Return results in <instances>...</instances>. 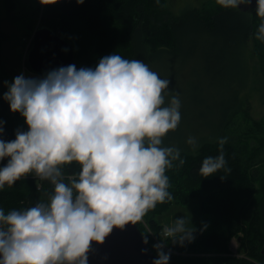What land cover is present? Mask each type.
I'll list each match as a JSON object with an SVG mask.
<instances>
[{
	"label": "clouds",
	"instance_id": "clouds-1",
	"mask_svg": "<svg viewBox=\"0 0 264 264\" xmlns=\"http://www.w3.org/2000/svg\"><path fill=\"white\" fill-rule=\"evenodd\" d=\"M217 3L238 7L251 0ZM257 14L264 17V0H258ZM258 35L264 39V23ZM4 83V99L26 118L28 130H17L11 141L0 138V162L8 158L0 166V190L35 173L54 192L24 210L6 214L0 207V264H89L93 241L103 243L114 227L139 223L158 203L173 199L166 170L177 159L185 161L179 148L163 146V138L180 124V94L143 60L113 52L95 67L69 64ZM187 143L198 145L191 136ZM73 162L80 171L65 183L63 166ZM225 164L221 151L206 157L199 172L207 177ZM194 230L187 217H179L160 235L183 245L194 239ZM153 247V264H169L164 243Z\"/></svg>",
	"mask_w": 264,
	"mask_h": 264
},
{
	"label": "trees",
	"instance_id": "trees-1",
	"mask_svg": "<svg viewBox=\"0 0 264 264\" xmlns=\"http://www.w3.org/2000/svg\"><path fill=\"white\" fill-rule=\"evenodd\" d=\"M145 1L147 0H84L82 4H79L77 0H56L55 3H45L43 17L48 24L46 27L68 42L67 38L72 37L68 22L91 17L89 27L93 23L91 26L93 32L101 38L104 35L106 40L102 38L104 40L101 42H106L107 46L104 49L108 51L116 47V40L110 37L108 29L105 28L103 33L98 35L94 28L98 27L96 21L104 27L107 20L115 18L117 24L124 28V36L131 50L127 59L148 54L151 56L163 54L173 58L180 55L185 58L189 56V50L187 54H182L180 50L183 46H189L190 49L197 42L207 46L210 43L203 38H214L216 33L221 32L218 38L223 42L224 47L220 51H224L225 57L229 60V69H232L233 73L229 74L224 69H217L213 63H210V68L223 79L227 74L228 80H237L239 58H244L247 62L246 54L249 59L251 51L250 40L256 36V28L259 30L260 24L264 23V17L257 16L258 0L253 7L255 14L224 8L212 15L211 22L206 21L198 10L190 7L191 11L180 14L178 19L170 23L167 30L165 29L166 38L171 40V46L160 44L159 40L158 43H152L149 39L150 25L144 9ZM102 7L106 9L104 15ZM49 25L56 27L57 31ZM64 29L67 30V34L64 33ZM5 39L6 35L1 29L0 18V71H2L1 49ZM239 46L242 47L239 48ZM213 51L209 53V58ZM4 93L5 91L0 89V121L5 122L3 125L5 131L0 138L11 141L16 138L17 130L26 131L28 125L25 117L11 110L9 102L4 99ZM239 94L237 93L233 103L229 102L227 111L218 121L217 131L209 137L211 141L206 138L199 141L197 148L207 144L201 154L189 156L194 147L186 150L179 148L180 158L187 157L184 159L185 163L178 169L181 174L176 175L173 170L179 163V159L173 161L171 169L166 170L171 187L169 191L173 199L158 203L154 209L147 212L141 222L137 223L143 235L148 237L149 247L157 255V250L148 236L149 231L156 235L162 232L163 226L156 218L167 212L172 204L184 206L191 199L199 201L202 216H206V220L212 218L213 223L215 222L214 227L210 230L205 228L195 230L194 239L191 242L185 241L183 245L171 240L165 241L167 249L164 250L171 253L169 264H264V252L260 248V244L264 243V192L261 197L256 198L254 184L259 177L256 165L259 160L255 157L256 159H252L250 164L244 167L236 149L228 145L221 148L219 142L216 144L213 142L221 136L229 114L239 106ZM221 151L225 156V166L213 175L207 177L201 175L199 168L203 160L208 156L216 157ZM7 159L0 162V166L6 164ZM62 171L65 183H70L69 176L72 173H78L80 165L73 162L71 165L63 166ZM172 188H176L174 189L176 192ZM53 192L54 185L49 180L41 179L35 173H29L16 181L13 186L5 185V188L0 190V207L6 214L13 209L24 210L37 202L47 201ZM205 223L207 224L206 221ZM220 224L221 227L224 226V230L226 228L229 231L227 236L217 232ZM235 236L241 238L238 250L240 256H229L228 241Z\"/></svg>",
	"mask_w": 264,
	"mask_h": 264
},
{
	"label": "rangeland",
	"instance_id": "rangeland-1",
	"mask_svg": "<svg viewBox=\"0 0 264 264\" xmlns=\"http://www.w3.org/2000/svg\"><path fill=\"white\" fill-rule=\"evenodd\" d=\"M253 1L252 4L242 3L238 7H224L217 3V0H159V3L156 0H147L144 9L150 25L148 28L149 39L152 43H158L159 40L160 44L171 46V40L166 38L165 29L167 30L169 24L178 19L180 14L191 11L190 7L198 10L206 21L211 22L212 15L224 8L242 10L251 15L255 14ZM44 9L45 3H42L41 0H0L1 29L6 35L1 49L0 89L5 92L8 91V88L4 79L12 82L14 77L21 73L26 77L42 76L34 73L28 67L26 57L32 47V37L35 31L40 26H48L43 17ZM105 11L106 9L102 7L103 15ZM257 16L259 15L257 14ZM90 19L91 17L68 22L70 26V31L69 29L68 31L72 33V37L64 36L75 49L77 68L91 67L98 63L100 58L113 52L128 58L131 50L124 36L125 30L117 24L115 18L107 20L104 27L96 21L98 27L94 28L98 35L102 34L106 28L109 30L110 37H114L116 47L110 51L104 49L107 46L106 42H101L104 40L102 38H105L104 35L101 38L93 32L91 29L93 23L89 27ZM101 22H103L102 19ZM49 26L57 31L53 25ZM64 31L67 34V30L64 29ZM255 32L256 36L251 38L249 44L251 50L249 59L247 54V62L246 59L239 58V69L237 70L239 76L235 81L228 80L227 74L225 79L219 77L217 72L210 68V63H213L217 69H224L229 74L233 73L232 69H229V60L225 57L224 51H220L224 47L223 42L218 38L221 32L216 33L214 38L206 39L204 37L203 39L210 43L207 46H203L199 42L190 49L189 46H183L180 50L182 54H187L189 50V56L185 58L180 55L173 58L163 54L152 56L148 54L138 55L135 59L143 60L162 78L170 79L169 87L180 94L181 121L176 130L170 131L163 138V146H175L185 150L193 148L187 143L190 136L197 139L198 145L203 138L211 141L209 137L217 131L218 121L227 111L229 102L233 103L237 93H240L239 106L229 114L221 136L213 142L220 144V140L226 137L223 146L228 145L236 149L244 167H247L255 157L259 160L256 164L259 177L254 181L256 198H259L264 192V39L259 38L257 28ZM241 47L239 46V48ZM211 50L214 51L209 58ZM206 146L207 144L198 148L194 147L189 156L201 154ZM180 166L182 167L179 162L173 168L176 175L181 174L178 170ZM174 189L176 188H172V190ZM174 192L176 191L174 190ZM179 217H187L195 230L204 228L210 230L215 223L212 218L206 220L207 217L202 216L200 203L197 199H191L184 206L177 203L172 204L167 212L159 215L156 219L164 228ZM142 223L144 225L145 222ZM223 227L220 224L217 232L227 236L229 231L226 228L225 231ZM215 228L217 229V227ZM240 241L236 236L229 239V256H240L238 253ZM260 248L264 252V243L260 244Z\"/></svg>",
	"mask_w": 264,
	"mask_h": 264
},
{
	"label": "water",
	"instance_id": "water-1",
	"mask_svg": "<svg viewBox=\"0 0 264 264\" xmlns=\"http://www.w3.org/2000/svg\"><path fill=\"white\" fill-rule=\"evenodd\" d=\"M75 59V49L67 40L52 29L40 26L32 37L26 63L34 73L44 75L54 68L75 64ZM144 237L137 223L114 227L103 243L92 242L89 264H153L157 255L144 243Z\"/></svg>",
	"mask_w": 264,
	"mask_h": 264
},
{
	"label": "built area",
	"instance_id": "built-area-1",
	"mask_svg": "<svg viewBox=\"0 0 264 264\" xmlns=\"http://www.w3.org/2000/svg\"><path fill=\"white\" fill-rule=\"evenodd\" d=\"M162 234V232H161ZM149 239L152 245L156 244V243H164V249H167L165 246V241L162 240L161 235H156L155 233H152L151 231H149ZM167 239V238H165Z\"/></svg>",
	"mask_w": 264,
	"mask_h": 264
},
{
	"label": "flooded vegetation",
	"instance_id": "flooded-vegetation-1",
	"mask_svg": "<svg viewBox=\"0 0 264 264\" xmlns=\"http://www.w3.org/2000/svg\"><path fill=\"white\" fill-rule=\"evenodd\" d=\"M255 3V0L253 1V4ZM250 4H252V0H251V3ZM240 6H241V4H240Z\"/></svg>",
	"mask_w": 264,
	"mask_h": 264
}]
</instances>
